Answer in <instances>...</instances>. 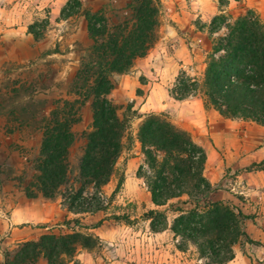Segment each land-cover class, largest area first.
<instances>
[{"label":"trees","instance_id":"trees-1","mask_svg":"<svg viewBox=\"0 0 264 264\" xmlns=\"http://www.w3.org/2000/svg\"><path fill=\"white\" fill-rule=\"evenodd\" d=\"M81 10L93 45L70 83L69 95L75 99L57 101L48 116L38 118L37 106L21 107L18 116L24 123L31 119L42 132L40 154L32 165L34 174L29 181L18 180L24 184L26 198L60 197L62 206L76 215L106 211L124 185L122 173L112 196L107 198L103 193L117 172L119 159L135 143L128 119L120 116L121 107L109 96L115 89L114 75L129 74L136 60L154 48L163 14L161 0H132L123 7L109 3L97 10L83 8L82 0H69L61 18ZM49 24V20L34 22L29 32L41 39ZM222 30L224 34L212 38L203 77L181 72L172 97L186 100L199 95L205 108L226 119L264 126V21L254 9L239 16L220 10L212 19L210 36ZM88 101L93 121L84 134L85 146L74 169L70 161L71 149L77 142L73 127L81 120L79 109ZM138 118L143 119L135 139L144 162L136 176L143 181L154 206L143 215L151 231L162 233L170 227L175 236L196 246L211 264L232 261L237 244L243 251L246 243L259 245L245 228L252 216L229 203L211 199L220 187L205 176L207 153L192 133L164 114L148 113ZM244 171H264V161ZM170 212L175 214L171 223ZM114 219L130 222L125 215ZM101 224L102 220L96 225ZM65 225L70 232L44 234L39 239L17 243L4 254L1 264H39L41 260L46 264H69L79 251L96 246L98 237L80 219L66 221Z\"/></svg>","mask_w":264,"mask_h":264},{"label":"crops","instance_id":"crops-1","mask_svg":"<svg viewBox=\"0 0 264 264\" xmlns=\"http://www.w3.org/2000/svg\"><path fill=\"white\" fill-rule=\"evenodd\" d=\"M131 0H83L84 8L92 10L100 9L103 5L112 3L117 7H123ZM163 2V0H161ZM235 5H242L236 11H246L248 9L259 10L258 0H233ZM68 0L59 1L50 6V16L48 17V30L41 39H36L29 32V26L38 19L29 20L22 13L17 12V6H7L0 8V105L3 99L12 95L14 92L18 95L17 102L41 103L36 115L39 117L48 116L54 109L56 102L62 99L74 100V95H69L70 83L79 70L82 57L92 47L93 41L88 31L87 20L81 11L67 19L61 18V11ZM60 3V4H59ZM167 2L164 5H168ZM173 6H179L181 11L189 17H199L207 21L210 17L218 14V0H170ZM232 5V3H230ZM169 7V6H168ZM184 7L186 10L184 11ZM235 12V11H234ZM230 10L231 14H235ZM181 20V17H178ZM198 35L207 43L206 33L198 30ZM181 41V40H180ZM210 42L207 43L209 48ZM180 53V50H178ZM181 51V55H183ZM178 56V55H177ZM159 50L154 49L144 58L137 59L134 66V72L131 75H114L116 79L115 89L110 94V98L117 104L126 99L131 101L135 98V90L143 85L141 77L146 78L149 88L152 87V93L159 89L160 83L154 80L166 78L168 68L161 69V62L158 61ZM185 57V56H183ZM179 59H182L179 58ZM184 64H178V70L184 67ZM178 71L174 73L177 75ZM163 74V75H162ZM152 79H154L152 81ZM22 89L28 90L27 94ZM152 96V95H151ZM185 101V100H183ZM182 101V102H183ZM180 103V101H178ZM148 105H142L145 108ZM84 121L80 126L81 130L86 127L91 128L93 114L91 102L88 101L82 108ZM16 112L6 113L0 110V159L7 160L10 166L13 164H29L39 157L42 145V132L31 123L23 122ZM184 128L192 132L198 142L204 147L207 153V163L205 172L209 171L207 177L213 185L224 182L223 173H218L217 168H221L223 158L221 152L224 148L236 150L235 142L226 139L227 137L240 136L246 158L244 161L251 165L264 161V126L254 122L243 120L226 119L216 111H205L196 108L189 116L185 118ZM89 128V129H90ZM241 129V130H240ZM233 143V142H232ZM4 150H7L4 152ZM26 150V152H22ZM82 154V153H81ZM248 159V162L247 160ZM239 178L246 179L245 182L235 181L234 189L229 191L218 190L211 194L214 201L229 203L235 208L241 210L243 214L250 215L253 219L245 223L246 231L249 236L260 241L261 245L254 246L246 243L245 251L235 250V258L227 264H264V171L246 172ZM241 183H243L241 185ZM47 199L38 197L37 199H28L22 201V207L19 205L12 213L10 225L19 226L24 223L33 222L34 216L24 215V211L40 208L41 203L49 208L50 213L35 220L55 221L59 226H63L66 221L80 219L88 221L95 218L98 213L76 215L68 212L62 203L55 204L46 202ZM27 208H26V207ZM0 220V229H3L7 223ZM8 227V224H7ZM15 227L12 236L15 237ZM90 232L95 229H89ZM160 234V233H158ZM16 239V238H13ZM30 239H38V236H31Z\"/></svg>","mask_w":264,"mask_h":264},{"label":"rangeland","instance_id":"rangeland-1","mask_svg":"<svg viewBox=\"0 0 264 264\" xmlns=\"http://www.w3.org/2000/svg\"><path fill=\"white\" fill-rule=\"evenodd\" d=\"M58 1L62 3V0H0V8L14 5L17 6V12L19 13H22L21 10L26 8L24 9V15L27 16V19H38L39 22H41L43 20H48L51 11L50 6ZM223 1L224 4L227 5L222 6L220 0H218V14L220 10H224L225 12H230L231 10L233 12L235 11L233 16H239L247 11H236L238 8L240 9L242 5H235L233 0ZM167 2H169L168 5H164ZM161 3L163 14L159 29V39L152 50H159L158 61L161 62V69L169 67V70L164 74L166 78L157 76L159 80L152 79V81L154 80L160 83V87L156 92L152 93V87L149 88L146 78L141 77L140 82L146 86H139L136 88L133 101L128 98L118 104L121 107L119 111L120 116L127 118L129 121V132L133 136L135 143L132 150L126 151L119 159L116 167L117 172L110 183L104 187V195L107 196V198L112 196L122 173L125 176V182L121 191L111 199L106 211L99 212L93 219L82 221L89 229H95L92 233L98 237V240L95 242L96 246L94 248L79 251L77 256L70 260L69 264H211L208 257H202L200 255L196 246L186 243L180 236H175L170 227L160 234L153 233L150 229L149 221L143 218V215L147 211L153 209L154 206L151 203L150 194L144 186L143 181L136 176L138 167L144 162L140 144L137 143L135 139L138 126L143 119L138 117L148 113L164 114L174 124L184 128L183 125L186 122V116H189L196 108L199 107V109L207 112L215 111L205 108L203 99L199 95L192 96L183 101L174 99L171 91L181 72H185L186 75L198 79L203 77L207 56L212 47V38H217V36L225 33V31L222 30L215 34L214 37L210 36L211 22L215 16L204 21L200 16L189 17L183 13L178 15V11H181V8H178L179 6H173L170 0H163ZM230 3H232V5ZM257 4L260 8L255 11L264 21V0H258ZM89 9H93V7ZM185 10L186 7H184V11ZM178 17H181V20H178ZM198 30L207 34V43L210 42L209 48L206 46L207 43L203 41L202 35L196 34ZM178 50H180V53ZM181 51L184 52L183 55H181ZM181 57L182 59H179ZM178 64H184L185 66L178 70ZM176 71H178L176 73L177 75L174 76ZM133 72L134 68L129 74L123 75H131ZM114 80L116 86L117 81L116 79ZM22 92L27 94L28 90L22 89ZM12 93V95H8V97L3 99L0 110L10 114L11 112L19 114L21 107L31 109H34L35 106L42 107L41 103L36 102H29L23 105V103L17 102L18 95L14 92ZM178 101H180V103ZM147 102L148 105L143 108L142 105ZM84 106L79 109L81 120L73 127L77 135V142L70 152V161L74 169H77L78 160L85 146L84 134L88 132L90 128L89 126L86 127V130L80 129L82 121H84V114H82V108ZM129 107L132 108V110H128ZM29 123L32 124L31 119ZM194 138L196 139V137ZM233 138L235 141H231V144L235 142L236 150L233 149V147L231 150L224 148L221 152L223 162L221 168H217V171L218 173H223V179L225 181L218 184L220 187L219 190L229 191L231 188L234 189L235 181H246V179H242V177L239 178L238 176L246 173L244 170L250 165L244 161L246 156L241 147L243 145L241 137H227L226 139L233 140ZM196 141L198 142L197 139ZM6 151L7 150H4V152ZM22 152L25 153L26 150H22ZM246 160L248 162V159ZM8 163L7 160L0 159V220L8 224V227L6 224L3 229H0V264L6 252L13 250L19 242L32 240L30 239L31 236H38L39 239L44 234L70 232V229L65 223L60 227L59 223L55 221L35 220L38 215L42 217L50 213L49 208H46L45 205L41 203L40 208L29 209L28 211L25 209L24 215L29 217L31 214L35 219H33V222L30 221L19 226L14 225L16 233H14L15 237L12 236L14 227L12 229V227L9 226L12 213L18 205L22 207V201L26 200L23 190L24 184L18 180L23 179L25 182L29 181L34 171L32 166L33 163L31 165L13 164V166H10ZM204 173L205 176H209V171ZM242 184L243 183H241V185ZM46 202L60 205L62 200L58 197L55 200H47ZM173 202L178 204L177 200ZM122 215L128 216L130 222L114 219V216ZM174 217L175 214L170 212V223L173 221ZM100 220H102V224L97 226L96 224ZM3 222L1 223L4 224ZM253 245L258 246L256 244ZM260 245L261 242L259 246ZM235 250H242L239 244L234 247V252ZM244 253H246L245 249ZM39 264H46V262L41 260Z\"/></svg>","mask_w":264,"mask_h":264}]
</instances>
